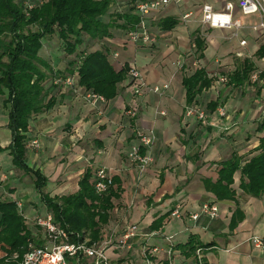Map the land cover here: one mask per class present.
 Returning <instances> with one entry per match:
<instances>
[{
  "label": "crops",
  "instance_id": "1",
  "mask_svg": "<svg viewBox=\"0 0 264 264\" xmlns=\"http://www.w3.org/2000/svg\"><path fill=\"white\" fill-rule=\"evenodd\" d=\"M225 2L171 0L167 7L143 21L153 43H133L127 33L117 30L107 40L113 66L118 71L125 64L137 67L149 87L168 85L162 95L147 91L135 98L126 82L115 99L94 102L88 99L89 92L78 86L76 78L74 86L59 85L54 108L30 122L26 133V163L46 177L48 184L44 191L50 198L77 194L87 171L93 174L92 183L99 169L112 173L113 187L120 197L113 200L109 223L101 229L99 241L111 243L107 250L109 264H145L143 250L163 246L165 237L173 238L174 264H194L195 255L186 257L181 249L192 238L202 246H210L203 252L208 264H264V247L254 243V238L264 240V194L253 196L241 188V169L262 152L264 77L242 87L217 84L224 70H231L228 77L247 59L238 57L243 52L255 63L256 72L264 73V58L256 56L264 46L249 31L240 34L241 39L248 40V46L241 48L239 40L229 39L230 32L202 25V6L209 4L221 12ZM130 8V0H116L102 21L109 24L116 13H128ZM188 13L192 16L186 21L183 18ZM236 16L245 24L255 21L241 17L238 10ZM166 19H175L178 25L164 30L162 22ZM197 37L206 43L204 58L200 60L196 54ZM93 49L99 50L101 45L96 43ZM60 51L55 40L45 42L44 54L52 57L56 69L64 70L65 65L57 60L62 56ZM229 55L242 61L235 64L233 58H227ZM198 69H204L214 80L195 103L199 107L205 105L206 125L197 117H188L186 112L187 91L183 80ZM4 100L0 97V201H12L16 206L23 203V209L18 206L17 209L31 239L44 246L47 241L44 235L39 237L40 227L35 221L52 213L37 192L33 177L13 164L8 149L12 143L9 107ZM211 102L219 104L213 113L208 110ZM133 107L138 113L135 118L127 114ZM220 108L226 111L225 117L218 115ZM140 132H153L157 137L154 162L144 170L128 157L130 149L139 144ZM234 158L240 160L241 168L234 176L235 195L232 199L219 200L210 191V184L219 180L223 163ZM4 175L8 176L7 180H3ZM206 204L218 207L217 219L201 215ZM177 209L182 217L172 218ZM198 214L200 217L193 220ZM161 219L163 224L154 229ZM132 226H137L140 233L130 239V249L121 251L117 244ZM15 255L18 254L0 243V261L8 263ZM157 258L160 264H169L163 253ZM88 263L95 264L91 259Z\"/></svg>",
  "mask_w": 264,
  "mask_h": 264
},
{
  "label": "trees",
  "instance_id": "2",
  "mask_svg": "<svg viewBox=\"0 0 264 264\" xmlns=\"http://www.w3.org/2000/svg\"><path fill=\"white\" fill-rule=\"evenodd\" d=\"M116 0H0V97H4L9 107V125L12 143L8 148L16 168L31 175L43 203L54 215L56 222L68 233L71 241L90 244L99 243L101 229L110 220L113 200L118 199L119 191L110 187L98 195L91 179L93 174L87 171L79 183L77 194L62 198H50L45 193L48 180L39 171L30 169L26 163V133L30 122L51 110L56 105V96L60 87L53 83L57 79L68 77L78 79V86L86 92L103 97L106 101L115 99L129 79L130 65L125 64L119 71L110 61V49L107 40L113 37L114 30L129 35L140 24L139 16L130 8L128 13H116L111 23L102 18L110 11ZM131 3L145 0H130ZM178 25L175 19L162 22L164 30H172ZM55 40L62 56L57 60L65 69H56L52 57L44 54L45 42ZM96 43L101 49L94 51ZM197 59L204 58L206 43L201 37L195 40ZM264 58V47L257 53ZM58 67L60 64H56ZM253 61L246 59L236 72L228 76L230 86L242 87L250 82L257 71ZM264 77V73H261ZM214 80L208 77L204 69H198L183 80L187 91V108L195 105L196 99L204 90H208ZM219 104L211 102L209 112L217 110ZM261 154L254 157L242 169L240 160L223 163L216 184H210L219 200L232 199L235 192L234 176L241 169L242 190L253 196L264 194V139L261 141ZM156 224V225H155ZM157 229L163 219L155 223ZM25 220L19 213L16 203L0 201V243L7 246L18 260L0 261V264H18L26 252L31 240ZM202 246L193 238L181 247L186 257H192ZM72 264H78L73 262ZM80 264H89L83 260ZM203 264H208L203 262Z\"/></svg>",
  "mask_w": 264,
  "mask_h": 264
},
{
  "label": "built area",
  "instance_id": "3",
  "mask_svg": "<svg viewBox=\"0 0 264 264\" xmlns=\"http://www.w3.org/2000/svg\"><path fill=\"white\" fill-rule=\"evenodd\" d=\"M182 2L183 0H176ZM171 3V0H145L137 1L132 4L134 12L140 18V24L137 29L129 33V40L133 43H153L152 38L147 33L144 27V19L150 16L154 12L161 11ZM252 5L256 6L255 12H246L245 8H251ZM240 13L243 18H255V21L245 24L241 18L236 16V11ZM192 13H188L184 16V20L190 19ZM227 18V19H225ZM201 23L203 26L211 29H217L230 32V40H239L241 48L248 46V40L241 39L240 34L244 31H249L252 36H255L261 40V46H264V0H226L224 10L221 12L209 5L204 4L201 8ZM248 54L239 53L238 57L247 58ZM264 62V59L262 60ZM261 77L260 71L254 73L251 76L250 81L252 83L259 82ZM129 79L131 82V89L135 98L142 97L147 91L156 95H162L169 86H155L149 87L140 71L137 67H131L129 72ZM56 85L65 84L74 86V78L68 77L67 79H57L54 82ZM229 78L221 75L218 78V85H227ZM89 100L94 102H103L106 100L98 95L89 93ZM188 117H197V119L204 125L208 122V114L205 109L199 106H192L186 110ZM220 117L226 116V111L223 108L217 111ZM128 116L135 118L137 116V109L131 108L127 111ZM262 116L264 118V108L262 110ZM139 144L133 146L128 153L129 160L139 166L141 170L146 169L154 162V149L157 142L155 133L151 132L138 133ZM35 145H38L35 143ZM8 176L4 175L3 180H7ZM2 177H0V184ZM114 186V177L112 173L107 169H99L94 176V189L98 195H102L108 191L110 187ZM20 210L23 209V203L17 204ZM201 215H206L210 219L214 220L218 218L219 209L214 205H203L201 209ZM172 218L179 219L182 217L180 209H177L172 213ZM200 215H194L193 220H197ZM36 225L40 227L45 234V240L47 244L40 246L35 244L32 239L29 240L26 248V252L18 264H72L73 262L80 264L83 260L91 259L95 264H109V258L107 256V250L111 245L110 242L106 243H94L90 244L89 241L76 242L71 241L72 234L68 233L58 222L54 215L49 214L45 217H39L36 219ZM139 228L137 226L129 227L125 232L122 239L118 242V249L126 251L130 249L129 241L139 235ZM254 243L258 247H264V240L254 238ZM175 244L172 237H165L163 246H153L148 250H143V257L145 264H160L158 262V256L163 253L169 261V264L173 263ZM204 250L198 249L194 257V264H203L204 262ZM15 260L19 259L18 255L14 256Z\"/></svg>",
  "mask_w": 264,
  "mask_h": 264
},
{
  "label": "rangeland",
  "instance_id": "4",
  "mask_svg": "<svg viewBox=\"0 0 264 264\" xmlns=\"http://www.w3.org/2000/svg\"><path fill=\"white\" fill-rule=\"evenodd\" d=\"M227 58H233L232 60L234 61L235 64H237L238 62L242 61V60H238V59L234 58L233 55H229ZM189 64H190V65H189V68L192 69V68H193V64H194L193 61L191 60V62H190ZM222 69H224V67H223ZM230 71H231V70H224V71H223L224 76H227L228 74H230ZM200 107L203 108V109H205V105H204V104L201 105ZM0 185H1V184H0ZM38 229L40 230V228H38ZM39 230H37V231H38V235H39V237L41 238L42 235L45 236L44 231L40 230L42 233L39 234V233H40ZM32 241H33L35 244L38 243V242H35L36 239H33Z\"/></svg>",
  "mask_w": 264,
  "mask_h": 264
},
{
  "label": "clouds",
  "instance_id": "5",
  "mask_svg": "<svg viewBox=\"0 0 264 264\" xmlns=\"http://www.w3.org/2000/svg\"><path fill=\"white\" fill-rule=\"evenodd\" d=\"M245 11L246 12H255L256 11V6L255 5H252L251 8H245ZM225 19H227V18H225Z\"/></svg>",
  "mask_w": 264,
  "mask_h": 264
}]
</instances>
